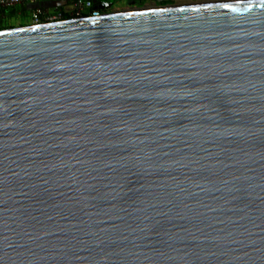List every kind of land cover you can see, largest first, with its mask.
Returning a JSON list of instances; mask_svg holds the SVG:
<instances>
[{
	"label": "water",
	"instance_id": "95a60500",
	"mask_svg": "<svg viewBox=\"0 0 264 264\" xmlns=\"http://www.w3.org/2000/svg\"><path fill=\"white\" fill-rule=\"evenodd\" d=\"M0 264H264V0L0 30Z\"/></svg>",
	"mask_w": 264,
	"mask_h": 264
},
{
	"label": "crops",
	"instance_id": "0c3cea01",
	"mask_svg": "<svg viewBox=\"0 0 264 264\" xmlns=\"http://www.w3.org/2000/svg\"><path fill=\"white\" fill-rule=\"evenodd\" d=\"M95 9L101 13L118 12L138 8H153L156 5H183L196 3H211L226 0H92ZM74 0H41V6L48 13L61 12L69 16V10ZM32 4H23L11 9H0V30L31 25ZM103 8V9H102Z\"/></svg>",
	"mask_w": 264,
	"mask_h": 264
},
{
	"label": "built area",
	"instance_id": "2783aa9c",
	"mask_svg": "<svg viewBox=\"0 0 264 264\" xmlns=\"http://www.w3.org/2000/svg\"><path fill=\"white\" fill-rule=\"evenodd\" d=\"M40 1L41 0H0V9H11L27 3L34 5L31 11V25H40L43 23H52L82 17H97L101 14L98 9H95L92 0H74L70 7L68 17H65L61 12H46L38 5Z\"/></svg>",
	"mask_w": 264,
	"mask_h": 264
}]
</instances>
